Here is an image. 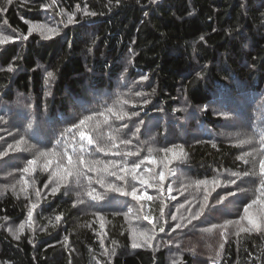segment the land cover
<instances>
[{"label":"trees","instance_id":"trees-1","mask_svg":"<svg viewBox=\"0 0 264 264\" xmlns=\"http://www.w3.org/2000/svg\"><path fill=\"white\" fill-rule=\"evenodd\" d=\"M85 11L96 15L85 16ZM70 15L77 22L67 25ZM32 24L55 28L58 34L51 39L36 32L28 35ZM4 36L13 39L0 43V152H8L0 158V264H264V232L237 236L238 226L232 224L225 241L219 227L202 231L211 224L240 220L244 204L254 198L258 175L238 179L237 185L247 191L223 204H216L218 194L236 191L237 185L215 188L200 220L175 232L170 227L187 223L182 218H190L188 209L195 212L204 203L212 180L223 185L233 178L231 173L252 168L237 157L259 148L264 132V0H0V39ZM142 75L148 79L142 81ZM107 108L127 112L131 119L116 120ZM100 112L104 115H94ZM84 116H93V126L85 130L94 139L102 138V146L109 134L117 143L132 139L130 145L120 144L119 157L92 147L91 158L143 161L139 171L144 179L150 180L166 162L162 148L182 146V154L175 150L179 159L169 165L174 174L166 170L163 194L137 184L154 197L137 202L96 182L103 176L130 190V179L125 185L104 173H89L91 188L103 199L92 201L86 195L90 189L84 177L80 185L71 178L52 195L57 178L49 188L44 184L59 156L40 157L35 172L22 171L28 160L56 146L61 133ZM141 120L140 132L133 137ZM249 138L253 144H239ZM127 152L139 155H123ZM245 158L260 157L253 152ZM48 159L53 166L45 171ZM198 180L208 184L197 186ZM31 203L38 206L29 223ZM144 214L157 225L156 238L152 247L133 248L134 239L143 243L141 231L152 234ZM171 214L178 219L171 221ZM261 214L264 206L250 209L254 219ZM164 220L169 223L159 232ZM240 224L249 226L247 220Z\"/></svg>","mask_w":264,"mask_h":264},{"label":"snow or ice","instance_id":"snow-or-ice-1","mask_svg":"<svg viewBox=\"0 0 264 264\" xmlns=\"http://www.w3.org/2000/svg\"><path fill=\"white\" fill-rule=\"evenodd\" d=\"M9 3H11V0H9ZM85 16H95V12H84ZM77 22L75 20L74 16H69L67 19V25H71L73 23ZM7 21H5V24ZM66 25V26H67ZM39 33L44 39H51L54 35L58 34L57 30L55 28L47 27L46 25L42 24H32L31 27L28 29V35H31L32 33ZM28 35H25L23 37L24 40L28 39ZM13 37L10 36H4L3 39H0V43H7L8 41L12 40ZM203 39V38H201ZM9 71H12L11 68H9ZM47 76L49 78L53 77V72L49 71L47 72ZM140 79L142 81H145L148 79L147 76H141ZM137 95H141V93H137ZM144 104H147L148 101L144 100ZM107 112L110 114L111 117H113L116 120L123 121L125 117H128L131 119L129 114L127 112H114L112 108H107ZM94 115H101L103 116L104 113H94ZM132 115L138 116V112H133ZM0 120H3V117H0ZM92 121L93 116H84L82 119L79 120L78 123H75L71 126V128L65 129V132L61 133V139H58L56 142V146L49 149L48 151H39L38 156H36L33 159H30L27 161V166L22 169L24 173L31 174L35 172V165L37 164L40 157H49L52 156H59V160H57L55 165V170L52 171L51 175L49 176L48 182L44 184V188H49L50 184H53V178H57L55 180V186L51 187L50 194L54 195L56 194L62 186H67V183L71 181V178H74L76 183L80 185L81 177H84L89 182V189L86 191V195L92 200L97 201L101 200L104 197L96 194V189L91 188V181L92 177L88 175L89 173H104L107 176L115 177L119 181H123L125 185L128 184L129 179L133 181L134 183L130 186V190L128 187H120L117 186L115 183H112L111 181H107L103 178V176H100L96 182L100 184L101 187H106L108 191L117 192L121 196H131L133 200H136L137 202L141 200H147V201H153L154 197L151 195H148L146 191H142L140 188H138L136 185L139 184L141 186H146L147 188H157V190L163 194L164 191V181L168 179V176L166 175V170L169 174H174L172 170L169 168V165L172 163L173 160L179 159V154L175 151L177 148H179L180 154L183 153L182 146L173 145L172 147H165L162 148L161 151L164 152L166 155L164 156V162L162 164L161 169L158 172L152 173L150 180L155 181L150 182L149 179L143 178V173H141L139 170L141 169V165L143 161L139 162H133L129 163L127 160H108V161H101L99 159H92L91 157L94 156V153L91 151V148H95V152L103 153L105 156H112V157H119L122 155L120 151V144L124 145H130L132 144V139H120L119 143H117V138L112 136L111 134L107 137V143H105L103 146L101 144L102 138H96L94 139L89 131L85 130L87 128L92 127ZM105 124L109 123L108 118H105ZM144 121H139V124L135 127V131L132 133V136L135 137L136 134L140 132V125H143ZM29 129L31 128V125L29 124ZM123 128H127V124H122ZM119 131V129H117ZM66 133L68 135H66ZM77 135L79 139L77 140ZM69 136L71 138L72 143H68ZM23 138H21V141H17V144L22 142ZM254 138L244 139L240 140V145H246V144H253ZM63 145L62 151L57 152L55 149L56 147H60ZM86 145L88 147H86ZM213 147H216L215 144L212 145ZM12 148V145H9V149ZM253 152H255L257 155H259V159H253L249 161L245 157L252 156ZM171 153L172 158L169 159L168 155ZM8 152H0V158L7 156ZM125 156H131V155H139V152H127L124 153ZM237 159L241 160L244 164H252L251 170L244 171L243 173L240 172H233L231 173V177L228 180L224 182V184H221V181L219 179H214L211 181V183L214 185V187L209 191L207 188L205 189V195L203 197L204 203H201L199 208L192 212V209L189 208L188 212L190 215V218H182L186 219L187 223L178 222L175 223L174 226H171V232H175L177 229L186 228L188 225L192 224L193 221L200 220L201 216L204 215V209L208 207L207 201L209 197L211 196L212 191H215V188L218 187H229L231 185H237V180H242L243 177H250L255 178L258 175V186L254 189V198L250 200V202L244 204L243 206V215L240 217V220L237 221H226L224 225H217V224H211L210 227L202 229L204 232L211 233L216 228H221L222 231L220 233L221 237L227 241V235L226 230L228 225L235 224L238 226V230L236 232V235L239 236L241 232H264V214L259 215L258 218H252L250 216V209H252L254 206L260 205L264 206V132H262L259 136V148L253 147L252 152H245ZM66 161V162H65ZM150 163H155L154 160H149ZM103 165L102 167H100ZM53 161L51 159H48L47 162L44 164V170L47 171L48 169L52 168ZM258 166V173L256 171ZM62 170V174H61ZM147 172H151V169H145ZM25 184H27V181H25ZM197 186L204 184L207 185V180H198L196 181ZM23 190V189H22ZM167 191L171 193L173 191L171 185L168 186ZM247 190L244 188H241L239 185H237L236 191H228L226 195H219L216 199V204H223L225 200L228 199V197H234L237 195V193H245ZM183 194V193H181ZM36 197L39 199L41 197V193L39 190L35 193ZM171 199H176V197H171ZM83 203V201H81ZM185 203H190L186 201ZM37 203H31V206L27 213V221L29 223L33 220V214L35 209L37 208ZM75 206V205H74ZM144 205L141 204V209H143ZM180 208H184L185 204H180ZM129 212L132 211L131 208L128 209ZM179 211V209H178ZM127 215V214H125ZM102 219V217H100ZM164 218V211L163 207H161L160 211V219L163 220ZM171 221H176L178 219L176 214H171ZM142 219L147 221L149 224H152V234H149L147 231H141L139 233L140 236L143 237V243H138L133 240L132 247L133 248H140L144 245H147L148 247H152V241L156 238V228L157 225L153 224L152 218L150 217V214H144L142 216ZM61 220L60 216L56 217V221L59 222ZM241 220H247L248 227H245L240 224ZM169 223L168 221L164 220L162 224L159 225V232H164L165 227L164 224ZM24 228V224H20V230L22 231ZM101 228H103V224H101ZM15 239L19 240L20 237L18 235H15ZM136 235V230L133 229V237ZM224 249V244H220V250L222 251ZM107 254V251L106 253ZM220 255V252H217V256ZM173 264H177V261H173ZM212 264H219L218 260H213Z\"/></svg>","mask_w":264,"mask_h":264},{"label":"rangeland","instance_id":"rangeland-1","mask_svg":"<svg viewBox=\"0 0 264 264\" xmlns=\"http://www.w3.org/2000/svg\"><path fill=\"white\" fill-rule=\"evenodd\" d=\"M2 121V120H1ZM0 121V125L2 126V122ZM3 174V176H8V172H1ZM2 183H6L5 181H2ZM232 202H230L227 206H232ZM212 264V263H211Z\"/></svg>","mask_w":264,"mask_h":264}]
</instances>
